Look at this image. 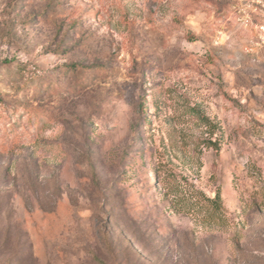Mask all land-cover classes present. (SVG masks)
Listing matches in <instances>:
<instances>
[{
  "label": "rangeland",
  "instance_id": "1",
  "mask_svg": "<svg viewBox=\"0 0 264 264\" xmlns=\"http://www.w3.org/2000/svg\"><path fill=\"white\" fill-rule=\"evenodd\" d=\"M0 264H264V0H0Z\"/></svg>",
  "mask_w": 264,
  "mask_h": 264
},
{
  "label": "trees",
  "instance_id": "2",
  "mask_svg": "<svg viewBox=\"0 0 264 264\" xmlns=\"http://www.w3.org/2000/svg\"><path fill=\"white\" fill-rule=\"evenodd\" d=\"M194 115H196L202 122H204L206 125H210L211 123L209 122V120L202 114L200 113V111L198 110H193ZM206 146L209 147H213L216 150H219L220 146L218 144V142H212L209 141L208 143H206ZM168 183H169V188L167 190V195H169L170 192L172 191H180V183L176 180V178H173L171 176H168ZM198 201V200H196ZM206 201L210 202L212 204V207L214 208V210H219L222 204V196H221V192L218 191L215 198L213 200L210 199H206Z\"/></svg>",
  "mask_w": 264,
  "mask_h": 264
}]
</instances>
